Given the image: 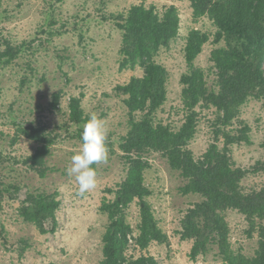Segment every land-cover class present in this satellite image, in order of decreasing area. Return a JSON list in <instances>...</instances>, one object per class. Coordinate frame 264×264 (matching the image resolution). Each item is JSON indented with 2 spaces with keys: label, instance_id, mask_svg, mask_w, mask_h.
<instances>
[{
  "label": "rangeland",
  "instance_id": "374dc122",
  "mask_svg": "<svg viewBox=\"0 0 264 264\" xmlns=\"http://www.w3.org/2000/svg\"><path fill=\"white\" fill-rule=\"evenodd\" d=\"M154 3L159 8L174 5L181 19L180 35L163 45L157 56L166 73L167 97L159 120L180 126L186 116L181 76L187 72L184 58L186 36L192 28L214 33L206 16L196 17L189 0H0V264H102V235L108 223L101 205L124 176L119 148L129 128L122 86L140 76L121 54L124 19L131 5ZM212 43L206 42L196 58L209 87L215 84L210 60ZM79 99L82 118L89 112L103 117L110 129L109 159L93 165L95 189L76 195L77 184L67 168L82 143L84 121L69 117V102ZM57 98L55 106L53 100ZM195 133L189 148L197 158L213 144L223 146L217 110L210 103L195 106ZM241 120L249 128L247 139L228 145L235 167L249 170L246 188L264 183V102L250 99L229 130H239ZM42 121L51 144L45 157L46 175L30 168L27 158L35 143L22 128ZM226 128V130H228ZM144 182L154 216L166 236L153 241L135 255L148 254L156 264H223L212 247L196 263L189 257L191 241L181 230L187 208L201 199L184 193V180L170 167L161 152L147 155ZM32 193L57 202L52 217L41 226L29 220L17 196ZM233 247L252 255L256 238L249 237L243 215L227 213ZM135 229L138 209H127ZM131 236L130 242L134 243Z\"/></svg>",
  "mask_w": 264,
  "mask_h": 264
},
{
  "label": "trees",
  "instance_id": "16d2710c",
  "mask_svg": "<svg viewBox=\"0 0 264 264\" xmlns=\"http://www.w3.org/2000/svg\"><path fill=\"white\" fill-rule=\"evenodd\" d=\"M196 17L206 16L214 26L211 34L196 28L189 30L184 44L187 72L181 76L182 99L186 116L180 126L159 120L158 112L166 101L165 69L157 56L163 45L180 35L181 19L174 5L159 8L154 3L133 4L123 24L121 54L126 64L142 69L122 86L129 128L121 138L119 148L125 173L101 210L108 223L102 235V264H156L142 252L153 241L164 242L165 234L148 202L149 190L144 182L148 166L147 155L161 152L170 167L179 171L184 193L201 195L189 206L181 219V230L190 239L189 257L192 263L212 247L223 264H264V183L259 188H246L244 179L249 170L235 167L229 146L247 139L248 127L241 121L239 130H229L240 118L241 108L252 98L264 102V0H189ZM213 48L210 60L215 69V84L209 87L196 58L206 42ZM210 103L217 110L221 124L223 146L213 144L200 157H195L189 141L195 133L194 108ZM57 98L52 102L55 106ZM79 99L69 102V117L84 121ZM226 128L228 130H226ZM24 136L35 143L27 158L31 169L46 175L45 157L50 150V136L44 122H31L22 128ZM264 171V162L262 163ZM20 199L26 217L41 226L53 216L57 202L42 195L24 193ZM137 205L135 230L127 219V209ZM243 215L249 237L256 238L252 255L233 247L227 213ZM134 238L131 244L130 238Z\"/></svg>",
  "mask_w": 264,
  "mask_h": 264
},
{
  "label": "clouds",
  "instance_id": "9594fccd",
  "mask_svg": "<svg viewBox=\"0 0 264 264\" xmlns=\"http://www.w3.org/2000/svg\"><path fill=\"white\" fill-rule=\"evenodd\" d=\"M109 132L105 119L99 114L93 111L86 115L81 146L71 157L67 168L68 175L76 181V195L79 197H84L96 187L97 170L93 165L106 163L109 159Z\"/></svg>",
  "mask_w": 264,
  "mask_h": 264
}]
</instances>
